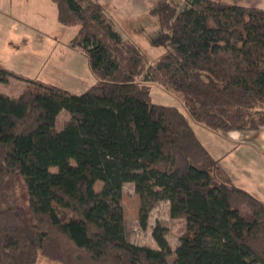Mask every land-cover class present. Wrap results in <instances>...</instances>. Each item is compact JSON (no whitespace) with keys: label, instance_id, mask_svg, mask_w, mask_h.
<instances>
[{"label":"trees","instance_id":"16d2710c","mask_svg":"<svg viewBox=\"0 0 264 264\" xmlns=\"http://www.w3.org/2000/svg\"><path fill=\"white\" fill-rule=\"evenodd\" d=\"M56 21L77 27L70 46L95 82L79 94L0 68V264H170L125 237L122 188L168 203L185 231L173 264H264V202L235 185L199 141L264 127V10L228 0H159L154 61L114 29L100 0H50ZM159 84L183 109L152 102ZM61 112L68 120L60 130ZM56 169L51 172L50 169ZM101 183L99 191L94 189ZM146 227L147 210L139 213Z\"/></svg>","mask_w":264,"mask_h":264},{"label":"rangeland","instance_id":"374dc122","mask_svg":"<svg viewBox=\"0 0 264 264\" xmlns=\"http://www.w3.org/2000/svg\"><path fill=\"white\" fill-rule=\"evenodd\" d=\"M120 2L123 6L124 3H131V0H101L100 3L120 34L135 43L146 55L148 62L156 60L163 50L156 44L159 33L155 19L148 14L128 17L127 14L131 13L125 11L126 7L121 10ZM76 31L77 27H63L57 23L56 8L50 0H0V68L23 79L51 83L74 94L82 93L95 82V77L85 55L70 46ZM26 86L25 82L12 79L8 85L1 84L0 91L7 93L10 98H17ZM150 97L155 104L175 106L184 112L179 99L159 84L151 85ZM67 120V114L61 112L56 121V129L60 130ZM191 125L201 141L207 144L210 154L215 157L220 155L215 150L214 135H203L201 126L192 121ZM242 136L249 137H240L239 143L245 141L260 156L264 154L263 133H245ZM220 147L225 150L230 146L226 144ZM237 148L239 154L232 153L225 157L222 168L228 169L225 171L234 177L236 185L263 200L264 159L259 155L250 156L245 153L249 148L240 145ZM50 171L56 172V169L51 168ZM100 188L101 183L96 182L94 189L99 191ZM122 205L127 241L137 246L158 249L152 232L159 226L170 247L169 261L173 264L174 251L185 231L184 220L172 219L167 202H154L150 193L140 197L130 183L123 185ZM142 205L147 210L145 228L141 227L139 221ZM33 264L59 263L38 254Z\"/></svg>","mask_w":264,"mask_h":264},{"label":"crops","instance_id":"0c3cea01","mask_svg":"<svg viewBox=\"0 0 264 264\" xmlns=\"http://www.w3.org/2000/svg\"><path fill=\"white\" fill-rule=\"evenodd\" d=\"M128 2H130V0H127ZM159 0H131V3H128L129 4V6H128V4L127 3H124V5L122 6V4H121V2H120V9L122 10V7L123 8H125V11H127V12H130L131 13V15L130 14H127V16L128 17H139V15H146V14H148V11L158 2ZM171 1H174V2H176V3H179V4H181V3H183L185 0H171ZM229 2H231V3H234V4H236V5H239V6H243V7H255V8H259V9H262V10H264V0H228ZM100 2H101V0H100ZM127 5V6H126ZM126 12V13H127ZM114 23V22H113ZM114 28H115V30L117 31V32H119L118 31V29L116 28V25L114 24ZM120 33V32H119ZM122 37L124 38V39H126V37L124 36V35H122ZM1 85V84H0ZM4 86V85H3ZM0 93H2L1 91H0ZM3 94H5V95H7L8 96V94L7 93H3ZM201 130V133L203 134V135H209V134H213L214 136V140H215V142L216 143H214V145L216 146L215 147V150L220 154V155H218L217 157H215V156H213V157H215V158H220L221 159V161H220V166H221V169H222V171L231 179V181L236 185V182H235V179H234V177H232L231 175H229L228 174V172L227 171H225V170H228V169H223L222 168V163L224 162V158L225 157H228V156H230L232 153L233 154H236V153H238L239 154V152H237V150H238V148H237V145H240L241 147H244V148H249L250 150L248 151V150H246L245 151V153H247V154H249L250 156H253V155H259V153L256 151V150H254L251 146H249L248 144H246L245 143V141L243 142V143H239L240 142V137H242V138H245V137H243L242 135L243 134H245V133H247V135L249 134V133H263L264 134V127L263 128H261V129H259V130H257V131H251V132H235V131H233V132H227V133H224V134H220V133H212V132H210V131H208V130H206V129H204L203 127H201L200 128ZM196 133V132H195ZM198 133H196V136H197V138L199 139V141L206 147V149L208 150V147H207V144H204L202 141H201V139H200V137H198V135H197ZM247 137H249V136H246V138L245 139H247ZM229 145L230 147H226V149L225 150H223L220 146H223V145ZM220 145V146H219ZM262 150H264V144H263V147H262ZM233 151V152H232ZM253 151H255V152H253ZM209 152V151H208ZM210 153V152H209ZM263 153H264V151H263ZM241 154V153H240ZM260 156V155H259ZM262 159H264V154H262L261 156H260ZM264 178V177H263ZM238 186V185H237ZM238 187H240V186H238ZM262 193H263V202H264V179H263V182H262ZM255 196V195H254ZM258 198V197H257Z\"/></svg>","mask_w":264,"mask_h":264}]
</instances>
